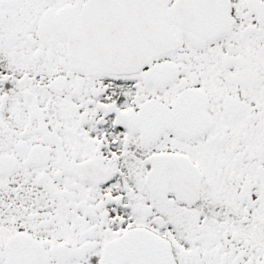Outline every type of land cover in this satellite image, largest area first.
Instances as JSON below:
<instances>
[{"label": "snow or ice", "instance_id": "snow-or-ice-1", "mask_svg": "<svg viewBox=\"0 0 264 264\" xmlns=\"http://www.w3.org/2000/svg\"><path fill=\"white\" fill-rule=\"evenodd\" d=\"M0 264H264V0H0Z\"/></svg>", "mask_w": 264, "mask_h": 264}]
</instances>
